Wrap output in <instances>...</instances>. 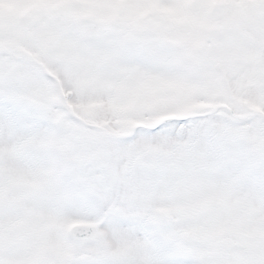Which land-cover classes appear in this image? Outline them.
<instances>
[{
    "label": "snow or ice",
    "instance_id": "obj_1",
    "mask_svg": "<svg viewBox=\"0 0 264 264\" xmlns=\"http://www.w3.org/2000/svg\"><path fill=\"white\" fill-rule=\"evenodd\" d=\"M0 264H264V0H0Z\"/></svg>",
    "mask_w": 264,
    "mask_h": 264
}]
</instances>
